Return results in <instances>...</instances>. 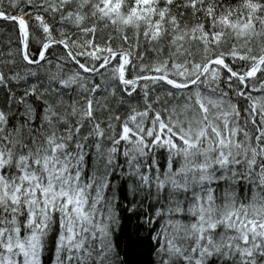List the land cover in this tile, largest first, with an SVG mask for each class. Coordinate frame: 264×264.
Masks as SVG:
<instances>
[{"label":"snow or ice","instance_id":"obj_1","mask_svg":"<svg viewBox=\"0 0 264 264\" xmlns=\"http://www.w3.org/2000/svg\"><path fill=\"white\" fill-rule=\"evenodd\" d=\"M0 264H264V0H0Z\"/></svg>","mask_w":264,"mask_h":264}]
</instances>
